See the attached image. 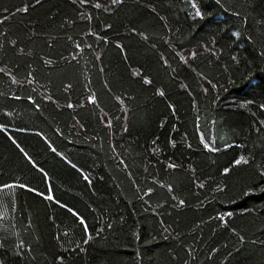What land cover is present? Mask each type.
<instances>
[{"label": "trees", "instance_id": "trees-1", "mask_svg": "<svg viewBox=\"0 0 264 264\" xmlns=\"http://www.w3.org/2000/svg\"><path fill=\"white\" fill-rule=\"evenodd\" d=\"M196 2L203 18L193 21L186 0H123L110 10L111 0H0V68L18 80L29 70L36 77L20 88L0 72V180L19 176L54 196L14 189L0 197V264H61L58 256L63 264H264V194L254 188L243 196L264 186L257 171L264 170V26L255 23L264 0ZM76 43L83 52L72 60ZM197 49L202 54L186 63L176 55ZM40 85L39 111L12 99ZM45 90L55 103L43 101ZM88 96L96 103H85ZM202 137L215 151L204 149ZM240 156L249 163L234 165ZM60 204L86 218L88 244ZM223 213L232 215L220 221Z\"/></svg>", "mask_w": 264, "mask_h": 264}, {"label": "snow or ice", "instance_id": "snow-or-ice-1", "mask_svg": "<svg viewBox=\"0 0 264 264\" xmlns=\"http://www.w3.org/2000/svg\"><path fill=\"white\" fill-rule=\"evenodd\" d=\"M38 2H39V0H37V3ZM74 2H75V0H74ZM87 3H88V0H79V5H81V6L86 5ZM122 3H123V0H111L110 4H105V8H106V10H110L112 6L120 5ZM216 3L220 4V0H216ZM101 6H102L101 2H97V3L92 5V7L96 8V9L101 8ZM186 6L189 9L187 14H188V17L190 19L195 21L198 18H203V13H202L200 7L198 6L196 0H186ZM17 11L26 13L28 11V7L25 6V7L19 8ZM233 15L239 17L240 13L234 11ZM81 18L85 19V18H88V17L86 16V14L81 13ZM4 19L7 20V17H5ZM0 22H2V21H0ZM66 23L72 24L73 21L67 20ZM255 23H256V25L258 27L259 26H264V18L256 20ZM62 27H63V25H62ZM108 27H110V25ZM132 31L136 32V29H132ZM245 31H246V29H245ZM92 34L93 33H91V32L88 33V35H92ZM4 35H6V34L0 33V36H4ZM238 35H240L239 32H232V36H238ZM101 38L102 37L97 36V39H101ZM69 39H71V37ZM103 39H104V43H108L106 38H103ZM248 40L249 41L253 40V37L251 36V34L248 35ZM10 43L14 46L16 44V41L12 40V41H10ZM87 47L91 48L92 46L91 45H87ZM116 47L117 48H121L122 46L120 44H117ZM201 47L203 48V53H207L210 56H217L218 55V53L216 52L215 49H210L207 45H201ZM74 49L75 50H74V53L71 56V59L72 60H77L78 59L77 53H82L83 52V47H82V45L80 43H76L74 45ZM20 51L23 52V49H21ZM198 54H202V53L199 52V49H197L196 51H192L190 53H185V54H181L180 52L176 53V55L179 57L181 63H186L187 62L186 61V56H188L190 58H195V57H197ZM260 55L264 56V50H261ZM233 59H235V57ZM65 62L67 63V60H65ZM44 63H45V65H52L53 61L46 60V61H44ZM29 68H31V66H29ZM248 70L251 71V69H248ZM0 72H4L5 75L9 76V79H10L12 85H17L20 88H25V86L32 87L33 82L36 80L35 74L31 70H29L26 73V75L23 77L22 80L16 79L14 76H12L10 74V72L6 68H0ZM132 75L133 76H138L139 73L138 72H133ZM143 83L144 84H150L151 81L148 78H144ZM181 87H184V86L182 85ZM216 87H217L216 84H212V88H216ZM64 88L66 90L70 89L71 88V84H65ZM41 89H44V85H40L39 88L33 87L32 88V93L28 94L26 97L13 96L12 99L13 100H17V101H20L22 99H26L28 105H30V106L34 105L36 110L39 111L40 104L37 102L36 96L40 95V90ZM204 91L207 92V89L205 88ZM157 95L163 96L164 93L160 92V91H157ZM42 99H43L44 102H52V103L56 102L55 100H53V98L50 95L47 94L46 90H45V92H44V94L42 96ZM85 103L95 104L96 103V99H95L94 96H88L87 100L85 101ZM249 103H251V101H249ZM74 107H76V105H74L73 103H68L67 104V108H69V109H73ZM169 107H173V106L169 105ZM260 110L264 111V103L260 104ZM4 115L5 116H10V115H12V113L5 112ZM21 130H23V129H21ZM5 131H6L5 127L3 125H0V132H5ZM36 135L40 136L41 139L44 140V142L48 145V148L53 153H55L56 156L60 157L66 163L70 164L71 167L77 169V171L80 172L81 177H82V179L84 181H86L89 184H91V180H90L89 176L87 174H85L81 169H78L75 164H72L71 161H69L67 159V157L64 156L61 152L57 151L56 148L53 147L52 143L48 141L47 137L43 136L39 132L36 133ZM57 135H62V133L59 132V130H57ZM8 139L11 140V142L16 146V148L22 154L23 159L26 160L27 163L32 166V168L36 169L39 172H42V173L44 172V170L42 168H39L37 166L36 162L32 159L30 154L28 152H26L24 150V148H22L12 136H8ZM170 143H172L173 147L175 146L174 142H170ZM201 144L203 145L204 149H206L208 151H215V149L213 147H211L208 143H206L204 141L203 137L201 138ZM188 147L191 148V145H188ZM119 163L120 164H124L125 168H127V164L125 163V161L123 159L119 160ZM232 163L234 165L248 164L249 160L247 158H245L244 156H240L238 158H234ZM168 167L169 168H174L175 165L169 163ZM257 171L259 172V176L260 177H264V170H261V168H258ZM222 172L225 175L229 174V172H230L229 167H224ZM45 178L47 179L46 173H45ZM201 186H203V185H201ZM254 188L257 189L260 193L264 194V186H262V185H253L252 187L248 188L247 191L243 192V196L248 197V196L254 195V191H253ZM14 189L26 190L28 192H34V193H36V195L41 196L45 200L54 201V196L51 194V190L50 189H49L48 194L40 193L36 189L30 187L28 184H26L24 182H21V178L19 176L15 177L14 179L0 180V197L8 198L10 195H16V193L13 192ZM171 190H172L171 186H169V191H171ZM217 190H219V189H217ZM137 191L139 192L140 189H137ZM151 193H152V189L149 188V189H147L146 191L143 192V195L144 196H150ZM173 199H175V197H173ZM56 203H59V202L56 201ZM145 203H147V201H145ZM183 205H184V201L181 200L179 202V206H183ZM59 206L61 208H64L66 210V212L69 213L72 218H74V223H78V225L82 228V230H83L82 236H81L82 242L85 245L88 244L89 240L91 239V236H90V233H89V229H88L86 218L83 217L77 210H75L72 207H69V206H67L65 204H60ZM231 215H232L231 213L218 214L217 218L220 221H224L225 220V216H231ZM109 227H111V225H109ZM165 231H167V229H165ZM233 231H235V230H233ZM64 235L67 236L68 233L65 232ZM241 239H243V238H241ZM24 247H25V244H24L23 241H21L19 244L16 245L17 251H16L15 254L16 255H21V251L20 250L24 249ZM75 247L78 248L80 252H84L85 251V249L83 247H81V245L79 243H76ZM212 251L215 252L216 249L213 248ZM29 252H30V249H29ZM57 260L61 261V264H63L62 257L58 256Z\"/></svg>", "mask_w": 264, "mask_h": 264}]
</instances>
